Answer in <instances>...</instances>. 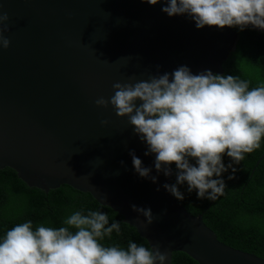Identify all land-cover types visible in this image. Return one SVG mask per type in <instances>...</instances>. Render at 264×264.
<instances>
[{
	"label": "water",
	"instance_id": "1",
	"mask_svg": "<svg viewBox=\"0 0 264 264\" xmlns=\"http://www.w3.org/2000/svg\"><path fill=\"white\" fill-rule=\"evenodd\" d=\"M166 6L165 0H0L10 42L0 49V170L44 193L67 186L90 195L149 249L166 253L165 264L174 252L197 264H264L219 242L202 215L177 203L164 188L172 165L168 176L163 167L157 172L155 154L128 118L95 104L110 99L117 82L164 74L171 82L180 67L193 75L223 73L234 30L198 29L188 14L169 17ZM246 27L264 36V29ZM130 153L150 169L147 178L136 172ZM132 205L151 209L152 222Z\"/></svg>",
	"mask_w": 264,
	"mask_h": 264
},
{
	"label": "clouds",
	"instance_id": "2",
	"mask_svg": "<svg viewBox=\"0 0 264 264\" xmlns=\"http://www.w3.org/2000/svg\"><path fill=\"white\" fill-rule=\"evenodd\" d=\"M155 5L160 0H141ZM162 11L169 17L188 14L198 29L252 25L264 29V0H165ZM6 14L0 13V49L9 46L3 37ZM114 95L98 98V108L109 105L118 118H128L135 134L146 141L155 154V169L170 175L175 164L176 184L164 185L178 201L184 199L178 185L187 183L188 192L197 190L198 199L217 200L224 194L221 174L226 153L234 163L260 147L264 137V86L249 90V83L232 75H214L210 70L193 75L180 67L169 75L150 77L146 81L114 83ZM137 101L141 103L137 106ZM108 121H101L104 126ZM146 152L145 155H148ZM132 163L142 178L150 169L134 154ZM194 160L195 164L190 163ZM213 177H216L213 179ZM155 182V177L152 178ZM229 179H233L229 176ZM207 194V195H206ZM147 224L153 220L151 209L132 205ZM58 229L39 226L33 231L31 221L18 224L0 241V264H165L167 254L128 244L127 250L103 246L99 241L119 232L118 221L109 226L106 213L75 212ZM72 229L75 231L73 232Z\"/></svg>",
	"mask_w": 264,
	"mask_h": 264
},
{
	"label": "trees",
	"instance_id": "3",
	"mask_svg": "<svg viewBox=\"0 0 264 264\" xmlns=\"http://www.w3.org/2000/svg\"><path fill=\"white\" fill-rule=\"evenodd\" d=\"M236 33L233 50L223 63L221 75H232L249 83V90L264 86V36L245 27H231ZM264 137L260 147L244 154V159L234 163L225 153L222 162L229 168L221 174L225 190L217 200L198 199L197 190L188 192V186L178 185L184 199L177 203L193 216L202 215V221L216 235L217 240L235 250L253 254L264 260ZM190 163L195 164L194 160ZM171 185L176 184L177 169L172 164ZM232 176L233 179H229ZM216 177H213L215 179ZM207 195V194H206ZM98 211L109 217V226L118 221L119 232L113 231L99 242L127 250L130 242L148 247L136 231L122 222V217L111 209L99 205L88 194L70 187L60 186L47 193L29 188L16 174L0 170V241L18 224L31 221L33 231L39 226L58 229L75 212L87 215ZM74 232L75 230L72 229ZM149 248V247H148ZM171 264H197L183 253L174 252Z\"/></svg>",
	"mask_w": 264,
	"mask_h": 264
}]
</instances>
